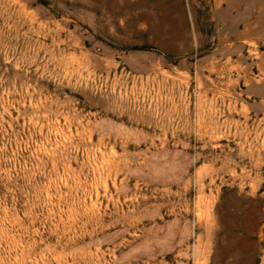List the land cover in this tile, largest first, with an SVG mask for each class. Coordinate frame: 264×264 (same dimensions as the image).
<instances>
[{"label": "rangeland", "instance_id": "rangeland-1", "mask_svg": "<svg viewBox=\"0 0 264 264\" xmlns=\"http://www.w3.org/2000/svg\"><path fill=\"white\" fill-rule=\"evenodd\" d=\"M244 1L0 0V264H264Z\"/></svg>", "mask_w": 264, "mask_h": 264}, {"label": "bare ground", "instance_id": "bare-ground-1", "mask_svg": "<svg viewBox=\"0 0 264 264\" xmlns=\"http://www.w3.org/2000/svg\"><path fill=\"white\" fill-rule=\"evenodd\" d=\"M248 1H249V3H250V0H248ZM252 1H253V0H252ZM252 1H251V2H252ZM233 2H234V1H233ZM245 2H247V0L244 1V4H245ZM229 3H230V1H229ZM247 3H248V2H247ZM247 5H248V4H247ZM248 9H249V8H248ZM245 11H246V10H245ZM145 17H146V16H145ZM246 17H247V16H246ZM232 27H233V25H232ZM232 29H233V28H232ZM226 52H227V51H226ZM258 62H260V61H258ZM258 64H259V63H258Z\"/></svg>", "mask_w": 264, "mask_h": 264}]
</instances>
